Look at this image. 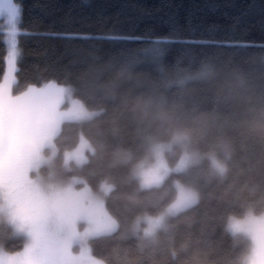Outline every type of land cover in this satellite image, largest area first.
Wrapping results in <instances>:
<instances>
[{
    "label": "trees",
    "instance_id": "1",
    "mask_svg": "<svg viewBox=\"0 0 264 264\" xmlns=\"http://www.w3.org/2000/svg\"><path fill=\"white\" fill-rule=\"evenodd\" d=\"M20 2L23 13L12 93L20 96L29 86L54 82L71 86L74 97L87 108L100 110L94 120L62 122L56 141L61 153L75 145L83 131L97 141L123 144L132 149L136 160L142 158L145 145L130 119V95L163 97L184 109L234 111L232 106L218 103L209 83L200 78L205 63L242 68L258 85H264V0ZM6 56L0 30V83ZM118 69L129 70L131 78ZM214 143L215 137H210L199 147L207 151ZM218 152L224 155L223 150ZM169 159L173 165L178 156ZM230 163L234 170L251 167L255 179L264 182V148L260 145L237 147ZM131 167L111 168L93 161L66 175L85 177L94 188L110 178L118 185L117 191L133 192L137 185L128 180ZM207 173L205 159L187 171L172 172L158 187L140 191L139 202L106 196L105 207L118 227L90 240L93 255L106 264H182V246L200 241L211 247L216 264H237L249 244L246 240L234 242L225 231L226 220L230 215L244 217L250 204L256 215L264 214V201L258 197H221L227 182L208 183ZM177 182L195 186L204 194L203 199L170 217L167 231L158 234V242L141 241L132 231L135 221L143 215L158 214L172 203L178 194ZM23 245L21 236H13L4 243V249L14 252Z\"/></svg>",
    "mask_w": 264,
    "mask_h": 264
},
{
    "label": "clouds",
    "instance_id": "2",
    "mask_svg": "<svg viewBox=\"0 0 264 264\" xmlns=\"http://www.w3.org/2000/svg\"><path fill=\"white\" fill-rule=\"evenodd\" d=\"M117 71L131 78L129 70ZM199 76L209 83L217 102L232 106L234 111L184 109L163 97L143 93L130 95L127 98L130 119L145 145V154L139 160H136L131 148L94 140L83 131L77 143L65 147L61 153L56 141L61 133L62 119L90 121L98 117L100 111L74 101L71 109L57 115L55 108L62 102L63 96L60 95L53 103L54 85L30 90L20 96L3 93L0 111L4 119L12 121L15 126L11 143L5 140L3 147L15 150L22 156H33L34 163L24 171V183L33 187L23 188L16 198H11L7 192H0V221L11 225L15 234L34 237L32 223L25 219L24 213L41 206L47 209L45 226L52 228L68 248L77 237L86 240L95 234L91 228L84 233L77 232L76 226L79 220L91 221L90 214L97 195L90 190L85 177L72 176L66 181L56 179L57 161L64 172L83 169L93 161L111 168L132 164L128 180L136 182L135 191H117L118 185L110 178L101 181L100 191L104 196L115 195L136 203L141 199L140 191L158 187L173 171H186L206 159L208 183L215 181L218 185H225L227 182L220 193L221 197L232 196L238 200L258 197L264 201V182L255 179L253 169L239 167L234 170L230 163L237 147L245 149L250 144H256L264 148V85H258L242 68L210 62L204 64ZM14 80L6 79L9 89ZM59 91L62 93L63 89ZM114 123L118 130V118L114 119ZM210 137H215V143L207 151H202L199 145ZM218 149L223 150V156ZM170 156H178L174 166L170 164ZM78 183L84 187L77 188ZM179 187L181 196L168 206L165 213L146 218L144 238L158 242L159 232L167 231L169 227L166 222L168 217L194 207L203 199L204 194L195 186ZM61 194H68V202L77 210V214L67 221L70 225L67 233H64L66 221L58 199ZM254 221L264 225V214L256 215L250 204L244 218L235 215L227 218L225 231L237 242L241 236L253 235L249 225ZM140 228V218H137L133 233H139ZM253 240L251 249L237 258V264H257L258 261L264 264V250H259L254 237ZM182 251L185 253L182 264H216L211 247H205L200 241L183 245ZM92 259L95 264H103L102 260ZM0 264H3L2 260Z\"/></svg>",
    "mask_w": 264,
    "mask_h": 264
},
{
    "label": "rangeland",
    "instance_id": "3",
    "mask_svg": "<svg viewBox=\"0 0 264 264\" xmlns=\"http://www.w3.org/2000/svg\"><path fill=\"white\" fill-rule=\"evenodd\" d=\"M17 2L21 4L20 0H17ZM14 26L19 27L20 29V20L16 24H13L7 19L6 16L0 17V30L4 33V39L7 47L5 74L8 69L7 58L10 50L8 35L9 30ZM18 58L19 56L17 57V61ZM5 74L1 81L4 87L3 90L0 91V101H2L3 93H7L11 96H19L14 95L12 93V88L15 80L11 84V88L9 89L6 83ZM46 85L55 86L52 95L53 103L55 99L58 98L60 95L63 96L62 102L59 103V105L55 108V112L57 115L71 109L74 101L78 102L80 105L85 106L82 100L74 97L73 89L71 86L58 85L54 82H46L37 86H29L25 93L30 92V90L45 88ZM60 89H63L62 93L59 91ZM66 120L75 119L64 118L62 119L61 124L63 121ZM14 131L15 126L13 122L10 120H5L2 111H0V192H7L11 198H16L17 194L20 193L23 188L33 187L24 183V171L29 168L32 163H34V157L31 155L22 156L15 150H6L3 147V141L7 140L8 143H11ZM175 164H173L172 166H174ZM66 173L67 172H64L63 169L59 168V165L57 164L56 179L66 181L72 176H79L76 174L66 175ZM179 185L187 186L185 183L177 182L178 194L172 203L176 202L181 196V189ZM76 187L82 188L84 187V185L82 183H78ZM88 187L93 193L97 195L96 202L93 205L90 214L91 221L79 220L77 222L76 230L77 232L84 233L86 229L91 228L95 233L94 235L88 236L86 240H81L80 237H77L72 246L68 248L65 245L64 240L54 234L52 228L45 226V216L47 209L41 206H37L35 208L29 209L27 212L24 213L25 219L32 223L33 230L35 233L34 237H29L27 234H15L11 225L0 221V260L3 261V264H95V260L92 259L93 257L96 258V260H102L97 256L93 255L91 251L90 240L96 236L112 233L117 229L118 223L105 207L106 196H104L103 193L100 191V184L97 188H94L89 184ZM58 199L60 202V210L63 213L64 220L66 221L64 225V233H67L70 227L67 221L77 214V210L74 205L68 202V194H61V197H59ZM168 206H166L158 214L143 215L138 217L140 218L141 228L140 232L136 233V235L141 238V241L147 242L151 240L149 238H144L143 236L144 229L147 227L146 218H155L161 216L163 213H165ZM169 218L170 217L167 218V224L169 222ZM249 227L251 228L253 235L241 236L239 240H246L249 244L250 250L251 246L254 243V237L257 248L259 250H264V225L254 221L250 223ZM13 236H21L23 238L24 245L18 251L9 252L4 249V243ZM103 264L106 263L103 261ZM257 264H259V261L257 262Z\"/></svg>",
    "mask_w": 264,
    "mask_h": 264
},
{
    "label": "snow or ice",
    "instance_id": "4",
    "mask_svg": "<svg viewBox=\"0 0 264 264\" xmlns=\"http://www.w3.org/2000/svg\"><path fill=\"white\" fill-rule=\"evenodd\" d=\"M23 8L17 0H0V17H7V19L16 24L22 17ZM20 34L19 27H12L9 30L8 42L10 50L8 54V69L5 74V79L15 78L17 57L19 56L18 35ZM3 90V84L0 83V91Z\"/></svg>",
    "mask_w": 264,
    "mask_h": 264
}]
</instances>
